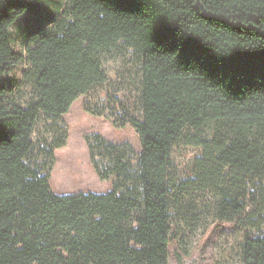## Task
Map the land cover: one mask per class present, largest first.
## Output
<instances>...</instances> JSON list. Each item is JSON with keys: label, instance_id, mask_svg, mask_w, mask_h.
<instances>
[{"label": "trees", "instance_id": "trees-1", "mask_svg": "<svg viewBox=\"0 0 264 264\" xmlns=\"http://www.w3.org/2000/svg\"><path fill=\"white\" fill-rule=\"evenodd\" d=\"M67 1V23L28 34L26 56L12 27L45 0L0 7V264H169L177 195L210 193L219 222L264 228V0ZM120 43L142 65L140 117L123 112L140 142L136 169L113 145L112 192L57 195L34 158L39 117L66 115L105 84L101 54ZM26 61L36 68L29 107L5 83ZM207 122L211 140L196 133ZM177 147L202 150L194 179L172 176ZM243 254L264 264V235Z\"/></svg>", "mask_w": 264, "mask_h": 264}, {"label": "rangeland", "instance_id": "rangeland-1", "mask_svg": "<svg viewBox=\"0 0 264 264\" xmlns=\"http://www.w3.org/2000/svg\"><path fill=\"white\" fill-rule=\"evenodd\" d=\"M6 0H0V7ZM67 0H45L28 11L12 27L14 49L24 52L27 36L39 31H56L67 23ZM57 20V21H56ZM45 26V27H44ZM107 82L80 97L61 117L41 114L34 130V158L49 178L57 195L80 193L106 194L115 187L116 177L109 175L111 146L122 148L131 167L136 169L140 142L135 128L123 120L124 111L139 119L141 114L142 65L140 55L130 44L120 43L101 54ZM36 68L26 61L7 76V86L15 88L18 101L29 107L37 99ZM216 124H207L196 132L211 140ZM202 150L177 147L172 155V176L185 181L195 178V162ZM68 174L71 179L63 180ZM74 175V176H73ZM253 193L251 187L248 194ZM172 207V243L169 264H244L246 239L264 235V228H241L216 219L215 201L210 193L177 195Z\"/></svg>", "mask_w": 264, "mask_h": 264}]
</instances>
